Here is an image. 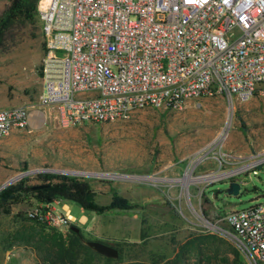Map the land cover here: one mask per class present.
Instances as JSON below:
<instances>
[{
    "label": "rangeland",
    "instance_id": "obj_1",
    "mask_svg": "<svg viewBox=\"0 0 264 264\" xmlns=\"http://www.w3.org/2000/svg\"><path fill=\"white\" fill-rule=\"evenodd\" d=\"M10 2L0 0V16ZM45 48L43 37L19 38L0 51V108L26 106L46 115L41 123L0 140V185L17 173L41 169L110 173L118 177H77L90 183L100 203L110 202L117 192L134 204L104 213L89 210L92 216L100 214L103 234L118 236H109L110 243L121 242L124 248L113 263L174 264L188 237L214 233L219 238L201 243L203 255L196 247L187 251L186 264H252L244 251L236 258L235 242L210 223L227 228L220 219L224 212L264 201V95L244 103H231L224 95L204 96L188 100L182 108L135 109L128 118L66 128L40 103ZM222 131H227L225 139L214 146ZM205 148L207 159L194 165V157ZM191 168L196 177H222L184 185L178 179ZM40 173L64 174L33 172L11 184L24 178L37 184ZM227 180L241 183L237 194L223 191ZM37 203L26 196L0 205V264H44V242L37 232L41 224L28 218ZM70 204L74 212L79 210V204ZM94 220L82 226L85 239H93L87 229ZM97 261L102 264L104 259Z\"/></svg>",
    "mask_w": 264,
    "mask_h": 264
},
{
    "label": "built area",
    "instance_id": "obj_2",
    "mask_svg": "<svg viewBox=\"0 0 264 264\" xmlns=\"http://www.w3.org/2000/svg\"><path fill=\"white\" fill-rule=\"evenodd\" d=\"M37 9L46 45L40 103L62 127L204 96L244 103L264 95V0H38ZM34 111L46 119L40 109L1 108L0 140L31 125ZM30 214L63 231L73 222L52 202ZM220 219L252 264L264 263V201Z\"/></svg>",
    "mask_w": 264,
    "mask_h": 264
},
{
    "label": "trees",
    "instance_id": "obj_3",
    "mask_svg": "<svg viewBox=\"0 0 264 264\" xmlns=\"http://www.w3.org/2000/svg\"><path fill=\"white\" fill-rule=\"evenodd\" d=\"M37 4L38 0H11L0 16V51L8 42L17 41L19 38H44ZM37 179L39 183L29 184L28 178H24L0 191V205L6 206L19 202L26 196H31L38 203L53 202L58 198L67 199L76 202L85 210H92L97 213H104L114 208L129 209L134 207L128 198L117 192L114 193L110 202L100 203L96 200V191L93 190L90 183L77 176L40 173L37 175ZM28 218L41 224V228L37 232L42 236L40 242H44V264H98V259H104L102 264H115L113 262H118L123 255L124 248L121 242L111 243L119 250V256L112 258L99 253L86 244L83 240L85 236L82 228L80 231L69 228L65 233L55 226L49 225L45 219L31 214ZM145 235L146 231L142 229L141 237ZM217 238L219 237L214 233H199L194 237H188L181 244L180 250L174 258V264H181V262L186 264L187 251L192 250L193 247L198 249L197 254L199 256L203 255L204 249L201 247V243ZM103 241L110 243L106 240ZM242 252L241 248L235 247L236 258H239Z\"/></svg>",
    "mask_w": 264,
    "mask_h": 264
},
{
    "label": "water",
    "instance_id": "obj_4",
    "mask_svg": "<svg viewBox=\"0 0 264 264\" xmlns=\"http://www.w3.org/2000/svg\"><path fill=\"white\" fill-rule=\"evenodd\" d=\"M40 171H43V172L51 171V172L64 173V174H70V175H75V176H87V175L76 174V173L72 172L71 170L41 169V170H37L36 172H40ZM100 173H103L102 175H104L101 177L110 178L109 176H105V175H110L109 173H105V172H100ZM89 176L99 177V176H95V175H89ZM125 176H130V177L132 176L133 177L134 175H125ZM147 180H149V179H147ZM227 183H228V187L223 191H226L229 194H237L240 191L241 183L238 180H227ZM211 223H212V226L214 228H216L218 230L221 229L218 224H216L214 222H211ZM70 228H72L76 231H80V229H81V227L75 223H73ZM84 241L89 246L93 247L96 251H98L99 253H101L103 255H106L109 257H118L119 256L118 248L111 243L105 242V241L100 240V239H85L84 238Z\"/></svg>",
    "mask_w": 264,
    "mask_h": 264
},
{
    "label": "bare ground",
    "instance_id": "obj_5",
    "mask_svg": "<svg viewBox=\"0 0 264 264\" xmlns=\"http://www.w3.org/2000/svg\"><path fill=\"white\" fill-rule=\"evenodd\" d=\"M32 120H31V123H38V121H36V118L37 116H39V112L38 111H34L32 114ZM229 122V121H228ZM227 135V131H222L218 134V136L214 139V142H220V140L222 139H225ZM217 139V140H216ZM216 140V141H215ZM198 160H200V158L196 159L194 161V165L197 164ZM197 162V163H196ZM251 165V164H250ZM192 169L191 168L190 170L187 171V173L185 174V176L183 178H180L178 179V181H180L181 183H183L184 185H188L190 182H199V181H209V180H214L217 178L220 179L219 177L221 176L222 177V174H209V175H204V176H194L193 173H192ZM33 172H36V170L34 171H30V172H27V173H17L15 175H13L12 177H10L6 182H4L2 185H0V190L1 189H4L5 187H7L8 185H10L11 183L19 180L20 178H22L23 176L29 174V173H33ZM72 172L76 173V174H79V175H95V176H104L102 175L103 173H100V172H96V173H89V172H82V171H73ZM237 171H233V172H230L228 173V175H233L234 173H236ZM110 174V173H109ZM105 176H109L110 178H113V177H118L116 175H105ZM126 177V176H125ZM130 177V176H128ZM137 177V176H136ZM225 177H228V176H225ZM135 178V177H134ZM137 178H142V179H151L150 177H145V176H139ZM210 222V221H209ZM212 225V223H210Z\"/></svg>",
    "mask_w": 264,
    "mask_h": 264
},
{
    "label": "crops",
    "instance_id": "obj_6",
    "mask_svg": "<svg viewBox=\"0 0 264 264\" xmlns=\"http://www.w3.org/2000/svg\"><path fill=\"white\" fill-rule=\"evenodd\" d=\"M71 202L72 201L67 200V199L58 198L52 202V206L58 209H61L67 214H69L81 228L82 226L87 227L88 223L91 220V217H96V220H94V223L91 224L90 228L87 229L89 236H93L92 237L93 239L98 238V239H102V240H106L110 242L111 239H109V236H111L110 238H118V236L116 235H114L113 237L112 235L103 234V231H102V228L100 227V222H99L100 214H97V216H92L89 210H85L84 208L80 206L79 210L76 211L77 213H79L77 217V213L74 212V207L70 204ZM82 231L84 232L83 228H82Z\"/></svg>",
    "mask_w": 264,
    "mask_h": 264
}]
</instances>
